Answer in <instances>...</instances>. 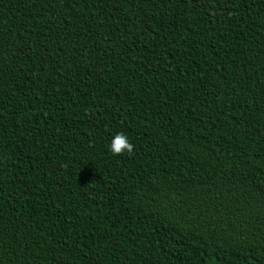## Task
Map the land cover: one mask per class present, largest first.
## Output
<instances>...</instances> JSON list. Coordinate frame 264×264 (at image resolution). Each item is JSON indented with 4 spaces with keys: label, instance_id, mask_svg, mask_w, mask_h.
<instances>
[{
    "label": "trees",
    "instance_id": "16d2710c",
    "mask_svg": "<svg viewBox=\"0 0 264 264\" xmlns=\"http://www.w3.org/2000/svg\"><path fill=\"white\" fill-rule=\"evenodd\" d=\"M0 264H264V0H0Z\"/></svg>",
    "mask_w": 264,
    "mask_h": 264
},
{
    "label": "clouds",
    "instance_id": "9594fccd",
    "mask_svg": "<svg viewBox=\"0 0 264 264\" xmlns=\"http://www.w3.org/2000/svg\"><path fill=\"white\" fill-rule=\"evenodd\" d=\"M109 149L114 155H120L125 152L131 155L134 150V145L129 142L126 135L123 133H117L112 138Z\"/></svg>",
    "mask_w": 264,
    "mask_h": 264
}]
</instances>
